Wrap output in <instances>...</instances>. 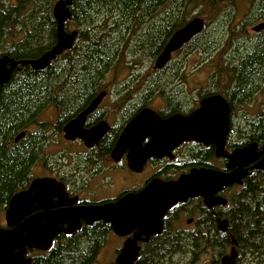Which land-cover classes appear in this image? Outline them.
Returning <instances> with one entry per match:
<instances>
[{
    "label": "flooded vegetation",
    "instance_id": "flooded-vegetation-1",
    "mask_svg": "<svg viewBox=\"0 0 264 264\" xmlns=\"http://www.w3.org/2000/svg\"><path fill=\"white\" fill-rule=\"evenodd\" d=\"M66 30L69 33L78 30L73 20L67 22ZM263 32L264 30L255 33V38L261 39ZM125 34L127 50H131L137 46V41L134 42L128 26ZM171 37L172 35L160 43L162 51ZM120 44L123 47V43ZM187 44L174 52L170 61L161 69L155 68L159 56L152 59V73H159L164 79L163 82L160 80L158 88L163 87V83L170 86L165 90L166 94L156 90L155 94L149 95L144 81L152 74L138 72L135 65L131 75L122 80H69L90 82V87L85 89L87 91L84 94L48 96L47 99L50 100L67 98L74 101L67 105L48 104L36 125L23 131V138L16 141L21 132L8 142V148L18 146V149L22 140L33 136V142L38 143L39 150L28 166L25 183L16 185L7 199L0 201V229L7 228V213L12 199L20 193L29 192L34 183H43V187L37 189L36 197L40 199L33 201V204L30 202L29 215L20 220L15 228L22 226L28 218L34 220L44 212L52 217L62 211L73 212L114 205L128 197L131 198V208L141 211L145 205L143 193L151 185L177 181L193 170L213 169L228 172L229 160L226 156L246 147H251L255 154H262L246 167L248 170L264 158V102L262 110H253L257 95L264 91V81L258 84L257 89H252L249 99L239 100L236 104L230 96V81L214 78V70L210 72L208 79L200 81L198 86L193 85L194 88L191 87L192 90L187 91V85L195 82L189 80V74H195L199 70L194 76L199 75L202 72V64L207 65L210 60H214V56L205 55L208 58H202L201 66L187 70L190 56L184 50ZM140 55L145 53L138 49L136 56ZM172 65L174 72L170 70ZM212 67L214 69L215 65ZM127 70L130 71L129 65L126 69L128 75ZM138 85L144 87L139 89V92L136 89ZM5 87L1 90L6 89ZM134 90L138 93H133ZM103 92L105 95L101 96ZM216 97L224 99L230 108V133L225 138L223 157H217V146L214 143L206 146L195 141L182 142L168 154L158 153L146 157L151 137L145 136L144 130L139 129V126H136L134 134L128 131L137 118L148 109L157 113L162 120L177 115L188 117L203 109L205 101ZM99 98V103L95 105ZM62 106L65 109L61 110ZM73 123L75 134L67 137L65 129ZM126 132L130 133L124 140ZM260 173L264 171L249 170V175L242 185H234L218 193L216 196L227 200L226 205L219 204L210 208L201 197L176 204L167 210L162 218L156 219L157 223L149 236L139 230H133L127 236L119 237L114 233L111 223L103 220L89 223L85 219H79L80 227L77 231L71 234L60 233L54 238L52 245L57 241L63 243L65 238L79 240L93 230L103 228L105 233L99 243L101 251L97 257L102 255V250L112 238L118 240L121 248L127 240L137 238L139 255L135 264L160 260L170 264H179L181 261L185 262L184 264H221V258L229 253L231 247L222 256L209 252L197 258L196 230L200 228L205 231H219L220 221L227 220L229 223L231 196L252 183L254 176ZM70 223L77 222L75 218L70 217L64 221V228L67 229ZM209 244L213 245V241ZM120 247L114 249V259L110 263L117 258ZM39 252L42 251L34 250L33 253ZM28 256L33 262V256Z\"/></svg>",
    "mask_w": 264,
    "mask_h": 264
},
{
    "label": "trees",
    "instance_id": "trees-1",
    "mask_svg": "<svg viewBox=\"0 0 264 264\" xmlns=\"http://www.w3.org/2000/svg\"><path fill=\"white\" fill-rule=\"evenodd\" d=\"M55 2L57 0H0V56L36 59L54 46L57 41L53 16ZM242 3L249 5L248 14L236 25L234 19L238 12L235 9ZM71 11L79 31L72 50L43 71L37 72L30 67L15 71L4 86L6 89L0 91V201L7 199L16 185L25 183L28 166L39 150L33 136L22 140L18 149V146L8 148V142L35 126L48 104L67 105L74 101L50 100L48 96L86 93L90 82L69 80L106 78L118 60L125 54L134 58L138 49L149 59H156L162 51L160 43L195 17L213 14L216 21L209 33L206 31L208 22H205L204 31L184 50L216 55L214 78L230 81V96L235 104L249 99L251 92L264 81V32L261 39L244 44L247 35L243 30L264 17V0H73ZM127 26L134 42L137 41V46L131 50H127ZM239 28L242 29L240 33ZM234 31L240 38L232 44L235 52L231 50L226 58L223 47L230 44ZM213 50L216 53H212ZM170 70L175 71L173 65ZM151 74L144 81L148 92L158 90L166 94L170 86L163 83V87L158 88L160 80L164 79L159 73ZM252 180L231 196L227 233L216 229L196 230L197 258L209 252L215 256L224 255L234 237L239 254L237 264H264V173L256 174ZM93 232L79 240L57 241L47 252L34 254L30 251L32 264H97L101 251L99 243L105 230L97 228ZM145 264L170 263L160 260Z\"/></svg>",
    "mask_w": 264,
    "mask_h": 264
},
{
    "label": "water",
    "instance_id": "water-1",
    "mask_svg": "<svg viewBox=\"0 0 264 264\" xmlns=\"http://www.w3.org/2000/svg\"><path fill=\"white\" fill-rule=\"evenodd\" d=\"M72 6L73 0L55 2L53 16L56 22L57 41L39 57L16 60L8 55L0 56V90L9 82L15 71H21L24 67H30L37 72L43 71L58 57L72 50L79 35L78 30L71 33L66 30L67 22L73 18ZM204 29V19L195 17L177 30L157 58L155 68H163L174 52L183 48ZM263 30L264 22L253 27L256 33ZM103 95H105L104 92L101 93V96ZM99 101L100 98L94 104L97 105ZM203 105L204 108L193 115L188 117L177 115L167 120H162L157 113L148 109L137 118L128 131L134 134L136 126H139V129L144 130L145 136L151 137L152 141L148 145L146 157H152L158 153L168 154L185 141H195L206 146L214 143L217 146V157H223L225 138L230 133V108L220 97L209 99ZM65 132L67 137L74 135L75 123L69 125ZM129 133L126 132L124 140ZM24 136L25 132H22L17 136L16 141ZM261 155L255 154L251 147H246L226 156L229 160L228 172L213 169L193 170L177 181L151 185L143 193L145 205L141 211L131 208V198L128 197L114 205L85 208L73 212L62 211L55 213L52 217L44 212L34 220L28 218L22 226L15 228L20 220L29 215L30 202L33 204V201L40 199L36 197L37 189L43 187V183H34L29 192L18 194L10 203L7 228L0 229V264H32V259L28 256L30 251H48L57 235L71 234L79 229V219H85L89 223L96 220L111 223L114 233L119 237H125L133 230H139L149 236L157 223L156 219L162 218L167 210L178 203L201 197L210 208L219 204L226 205L227 200L216 195L225 188L242 185L243 180L249 175V170L264 171V158L253 168L249 170L246 168ZM70 217L75 218L77 225L70 223V226L65 229L64 221ZM228 229L227 220L219 222L220 232L226 233ZM137 240V238L127 240L115 261L110 264H135L139 255ZM236 247L237 242L232 237L230 251L221 258V264H237L239 254Z\"/></svg>",
    "mask_w": 264,
    "mask_h": 264
},
{
    "label": "rangeland",
    "instance_id": "rangeland-1",
    "mask_svg": "<svg viewBox=\"0 0 264 264\" xmlns=\"http://www.w3.org/2000/svg\"><path fill=\"white\" fill-rule=\"evenodd\" d=\"M246 4L247 3H242L241 6L239 5L238 9L237 8L235 9V10H237L236 12H238L236 18L234 19V22H235L236 25L239 24V23H241L244 20V18L246 17V15L248 14L249 5H246ZM200 17L203 18L205 22H208V26H207L206 31L208 33L211 32L212 31V28L214 27L215 21H216V16L213 15V14H209V15L207 14V15H203V16H200ZM262 21H264V17L261 20H258L257 22H255L254 24L247 25V26H245L243 28L244 33L247 35V39L245 40L244 44L245 43H251V42H254L255 41V36H256L255 33L256 32L253 31V27L255 25H257L258 23L262 22ZM217 24L218 23H216V25ZM240 31H242L241 28H239V33H240ZM238 38H240V36H238L236 34V31H234L233 32V38H231L230 44L228 46L225 45L223 47V49H224V52L223 53L226 55V58H228L227 57L228 54H231L230 53L231 50L233 52H235V48H233V45L232 44ZM247 46H249V44H247ZM122 51H124V49ZM212 53H216V50L215 51L213 50ZM219 53H222V49H221V51H219ZM181 55H182V53H181ZM187 55H190L188 57V62H189L188 64H189V66L186 63L187 66H188L187 70H189V71L192 68H194V67H196L198 65L201 66V64L203 63L202 62V58L203 59H207L208 58V56L205 57V53L203 54V53H201L198 50H196V52L188 53ZM215 61H216V55L214 56V60L212 59V60L209 61L210 62L209 64H207V65L206 64H202L201 69H200V71H202V72L199 75L194 76V75H196L198 73L199 70L195 74H189V80L192 79L195 82L192 85H187V88H186L187 91H191L192 90L191 87H193V85H197L198 86L200 84L199 83L200 81H203V80L209 78L210 72H212L213 70H215L212 67V65H215L216 64ZM210 64H211V66H210ZM128 65L130 67V71L127 70L128 71V75H127L126 74V69H127V66ZM135 65H137L136 68H137L138 72L144 71L145 72L144 74H151V72L153 70V67H154V61H152L151 59H149V57H147L145 55H140V56H137V57H134L133 58L132 56H128V55L125 54L123 59L118 60L115 63V65L113 67L114 70L111 72V76L108 75L106 78H116L118 80L125 79V78H127L128 76L131 75V73H132L131 70H135V68L133 69V67H135ZM207 66H210V68L206 69ZM191 76H194V77L190 78ZM225 80L226 79H224V81ZM220 81L222 82L223 80H220ZM137 87L138 88H136V89H138V92L140 91L139 89L144 88V87L141 88L140 85H138ZM138 92L136 90H134L133 93H138ZM155 92L156 91H153L149 95L155 94ZM255 101H256V103H255V105L253 107V110H255V111L262 110V104L264 102V91H262L261 93H259L257 95ZM235 191H237V190H235ZM119 247H120V245H119V242H118L117 239H113L112 238V239L108 240L107 245L102 250V255L99 257V262L97 264H109L114 259L113 258L114 257V253H113L114 249L119 248ZM228 251H229V249H228Z\"/></svg>",
    "mask_w": 264,
    "mask_h": 264
},
{
    "label": "bare ground",
    "instance_id": "bare-ground-1",
    "mask_svg": "<svg viewBox=\"0 0 264 264\" xmlns=\"http://www.w3.org/2000/svg\"><path fill=\"white\" fill-rule=\"evenodd\" d=\"M89 55V54H88ZM20 72V71H19ZM214 93V92H213ZM215 94V93H214ZM211 95V94H210ZM175 245H176V243H175Z\"/></svg>",
    "mask_w": 264,
    "mask_h": 264
}]
</instances>
